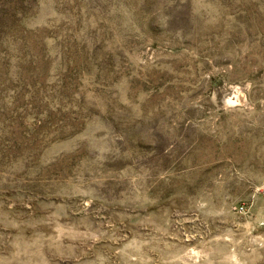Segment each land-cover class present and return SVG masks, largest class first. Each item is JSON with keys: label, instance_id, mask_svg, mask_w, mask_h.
<instances>
[{"label": "rangeland", "instance_id": "obj_1", "mask_svg": "<svg viewBox=\"0 0 264 264\" xmlns=\"http://www.w3.org/2000/svg\"><path fill=\"white\" fill-rule=\"evenodd\" d=\"M0 264H264V0H0Z\"/></svg>", "mask_w": 264, "mask_h": 264}, {"label": "built area", "instance_id": "obj_2", "mask_svg": "<svg viewBox=\"0 0 264 264\" xmlns=\"http://www.w3.org/2000/svg\"><path fill=\"white\" fill-rule=\"evenodd\" d=\"M243 209H244V207H243V206H241V207H240V210H243Z\"/></svg>", "mask_w": 264, "mask_h": 264}]
</instances>
